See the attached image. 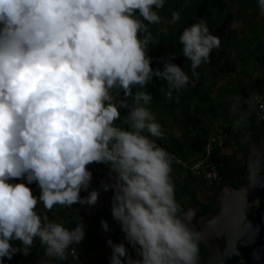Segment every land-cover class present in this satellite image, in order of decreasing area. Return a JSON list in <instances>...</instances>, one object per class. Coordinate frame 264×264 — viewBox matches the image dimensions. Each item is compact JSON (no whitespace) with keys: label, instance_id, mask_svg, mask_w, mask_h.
Segmentation results:
<instances>
[{"label":"clouds","instance_id":"9594fccd","mask_svg":"<svg viewBox=\"0 0 264 264\" xmlns=\"http://www.w3.org/2000/svg\"><path fill=\"white\" fill-rule=\"evenodd\" d=\"M165 4L0 0V264L17 252L27 255L36 238L50 257L67 260L69 250L75 253L86 234L83 218L65 227L36 206L95 205L99 190L81 195L90 187L93 162L108 165L115 176L113 185L102 187L114 188L112 216L138 254L134 258L124 241L109 238V264H198L203 235L180 215L173 156L154 139L165 133L146 107L152 95L140 90L155 76L167 81L172 98L190 80L173 62L175 54L162 58V70L147 54L153 37L144 21L159 24L157 9ZM257 4L264 14V0ZM179 19L173 11L171 23ZM178 39L193 77L221 45L204 18ZM15 178L27 183L11 182ZM33 182L38 196L28 186ZM101 224L108 229L107 221Z\"/></svg>","mask_w":264,"mask_h":264},{"label":"trees","instance_id":"16d2710c","mask_svg":"<svg viewBox=\"0 0 264 264\" xmlns=\"http://www.w3.org/2000/svg\"><path fill=\"white\" fill-rule=\"evenodd\" d=\"M157 11L162 18L159 24L144 21L153 37L147 53L152 58L151 65L162 70V58L175 54L173 62L181 65L190 80L187 87L173 90L172 98L167 97L169 85L163 78L154 76L153 81L140 90L152 95L153 99L146 107L154 114L165 133L162 138L154 139L173 156L171 177L175 184L176 199L181 206L180 215L193 205L202 208L193 225L194 230L201 232L198 222L219 211L217 199L221 192L227 186L234 189L243 187L250 146L264 138V123L248 117L246 106L252 93L258 92L264 96V14L260 13L257 0H166L165 6ZM173 11L180 14L175 24L171 23ZM200 18L206 20L211 33L220 37L221 45L213 49L209 62L197 68L199 76L193 77L191 61L183 56V45L178 38L185 27ZM235 24L240 26L234 27ZM236 97L240 98L239 105L233 111ZM121 111L123 116L126 109ZM241 117L243 119L238 127L235 121ZM220 131L233 136L236 146L233 151L216 148L209 156L210 162L218 170L220 183L208 188L202 180L192 176L187 167L206 157L210 137ZM88 167L93 174L99 171L113 174L104 163L93 162ZM18 182L27 183L24 178H15L13 181ZM28 186L34 195H39L37 183ZM81 195L85 196L84 190ZM83 206L57 204L48 210L41 201L36 210L71 228L75 226L73 218L77 215L81 217L79 210ZM102 220L107 221L108 229L102 226ZM100 229L109 235L101 239V244H107L109 238L117 243L124 241L129 254L138 258V254L124 239V233L112 216L111 208L94 215L91 225L85 229L86 236L91 239L97 237L96 232ZM13 244L21 246L19 241H13ZM45 248L36 238L27 255L17 252L11 259L5 258V264H74L69 254L67 260L49 258ZM208 258L209 251L201 240L198 264L206 263Z\"/></svg>","mask_w":264,"mask_h":264},{"label":"water","instance_id":"95a60500","mask_svg":"<svg viewBox=\"0 0 264 264\" xmlns=\"http://www.w3.org/2000/svg\"><path fill=\"white\" fill-rule=\"evenodd\" d=\"M264 138L253 142L242 188L227 186L219 195V211L200 220L202 242L209 251L204 264H264ZM259 205H253L254 200ZM203 209L193 205L182 214L193 229Z\"/></svg>","mask_w":264,"mask_h":264},{"label":"crops","instance_id":"0c3cea01","mask_svg":"<svg viewBox=\"0 0 264 264\" xmlns=\"http://www.w3.org/2000/svg\"><path fill=\"white\" fill-rule=\"evenodd\" d=\"M114 183V174L99 171L92 175L90 187L87 191H85V195L94 189L99 190L100 194L95 205L89 206L84 204V206L79 210V213L85 222L86 228L91 225L95 214L105 212L111 208L114 188L109 187V189L105 191L102 185H113ZM96 236L97 237H93L91 239L85 235L84 240L78 248V254L84 260L85 264H109L112 249L108 243L104 245L101 244V239H106L109 235L104 229H100L96 232ZM49 258L54 257L49 256Z\"/></svg>","mask_w":264,"mask_h":264},{"label":"built area","instance_id":"2783aa9c","mask_svg":"<svg viewBox=\"0 0 264 264\" xmlns=\"http://www.w3.org/2000/svg\"><path fill=\"white\" fill-rule=\"evenodd\" d=\"M247 116L254 117L258 122L264 123V96H258L246 102ZM235 140L226 131H220L210 137L207 148L206 157L197 160L194 164L187 167L190 174L199 180H202L206 187L211 188L220 183L219 173L217 168L210 162L209 156L216 149L235 148ZM85 238V237H84ZM84 240V239H83ZM82 240V241H83ZM80 242V244L82 243ZM80 244L76 245L75 253L69 250V256L74 264H85L84 260L78 254Z\"/></svg>","mask_w":264,"mask_h":264},{"label":"rangeland","instance_id":"374dc122","mask_svg":"<svg viewBox=\"0 0 264 264\" xmlns=\"http://www.w3.org/2000/svg\"><path fill=\"white\" fill-rule=\"evenodd\" d=\"M240 25L239 24H235L234 25V27H239ZM258 96H260L259 95V93L258 92H254V93H252L250 96H249V99H253V98H255V97H258ZM227 149V151H233L234 149L233 148H226ZM14 181V179L11 181V182H13ZM204 196L206 195V194H203ZM203 196V197H204ZM86 235V234H85Z\"/></svg>","mask_w":264,"mask_h":264}]
</instances>
